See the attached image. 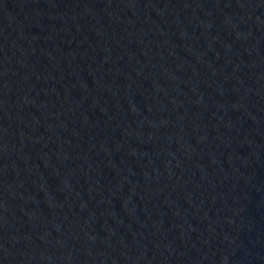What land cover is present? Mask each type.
<instances>
[{
    "label": "water",
    "instance_id": "95a60500",
    "mask_svg": "<svg viewBox=\"0 0 264 264\" xmlns=\"http://www.w3.org/2000/svg\"><path fill=\"white\" fill-rule=\"evenodd\" d=\"M0 264H264V0H0Z\"/></svg>",
    "mask_w": 264,
    "mask_h": 264
}]
</instances>
